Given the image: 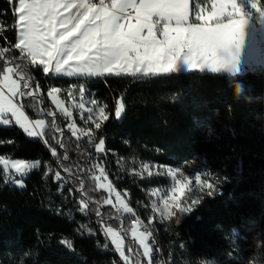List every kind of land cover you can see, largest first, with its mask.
I'll return each instance as SVG.
<instances>
[{
  "label": "trees",
  "instance_id": "obj_1",
  "mask_svg": "<svg viewBox=\"0 0 264 264\" xmlns=\"http://www.w3.org/2000/svg\"><path fill=\"white\" fill-rule=\"evenodd\" d=\"M0 13V24L9 26L0 36V46H10L16 39L11 30L14 17L5 0H0ZM32 74L40 85L46 109H52L47 97L50 87H61L64 98L72 84H86L95 99L108 105L110 118L98 129L95 142L105 139L112 182L118 191L129 195L136 215L156 221L161 252L169 264L224 261L236 250L243 263L264 261V64L242 77L195 71L147 80L130 76L48 77L41 70ZM117 98L125 104L119 119L114 117ZM26 111L33 118L51 121V117ZM57 122L64 129L61 139L66 142L73 170L76 165L87 170V174L80 173L86 188L82 196L102 205L108 194L102 189L93 190L89 178L94 171L88 158L92 145L79 141L76 150V138L58 113ZM77 125L82 127L80 122ZM8 140L14 143L0 145V154L51 162L41 141L26 137L18 127H0V141ZM57 151L63 155L65 150ZM118 158L181 169L186 163L201 161L214 174V183L219 181V192L212 197L204 195L179 223L161 222L150 207L148 194L160 180L128 173L118 167ZM44 170L42 165L33 173L24 189L0 183V264H123L110 245L108 249L97 246L105 239L94 217L78 213V194L65 191L63 197L57 195L53 181L43 178ZM72 184L80 189L78 183ZM91 207L95 209L96 203ZM60 210L62 215L58 214ZM101 211L106 220L109 214L121 216L122 222L112 219L108 221L110 226L130 233L131 224L123 214L111 206H102ZM80 224H86L96 235H88L87 229L78 233ZM62 239L72 241L73 249L62 245ZM126 243L137 247L130 239ZM145 262L146 258H141V264ZM230 264H237L234 257Z\"/></svg>",
  "mask_w": 264,
  "mask_h": 264
},
{
  "label": "snow or ice",
  "instance_id": "obj_2",
  "mask_svg": "<svg viewBox=\"0 0 264 264\" xmlns=\"http://www.w3.org/2000/svg\"><path fill=\"white\" fill-rule=\"evenodd\" d=\"M14 17L11 30L15 33V43L0 46V127H18L28 138L40 140L53 158L52 164L41 160L29 161L0 154V183L24 189L26 179L32 170L43 165L45 180L51 179L56 185L57 195L63 197L65 191L77 190L70 183H78L79 191L86 192L80 173L87 170L71 165L64 139V129L57 122V112L67 121L66 128L76 138L77 149L81 137H86L96 154L106 155L105 139L95 142L94 129L110 118L108 105L97 99H84L88 89L72 84L67 97L76 100L74 90L80 99L70 109L61 98L62 88L52 86L47 91L53 109H46L41 97V88L35 83L33 72L41 70L48 77L104 78L108 76H130L136 80H147L160 76H172L182 72L227 74L231 77L243 76L244 52L248 44L249 32L264 33V0H5ZM2 14V13H0ZM255 21V23H254ZM259 24V28L256 24ZM9 26L0 24V36ZM237 89L240 85L237 84ZM86 104L91 105L86 107ZM34 116L51 117L33 118ZM125 110L122 98H117L114 117L121 118ZM79 112V120L87 127H78L73 118ZM235 135V133H233ZM14 141H0V145ZM63 149L61 155L57 149ZM91 158V152H88ZM69 162V163H65ZM151 166L142 165L151 177ZM166 172L171 184L161 196L162 218L171 219L177 212L190 214L204 195L212 197L219 192L216 183L210 182L212 172L203 165L185 174L181 168L156 166ZM94 170L89 177L93 190L107 192L102 205L96 201L94 209L100 233L105 243L98 247L108 249L109 245L118 253L123 264H153L154 248L149 243L153 236L147 227L141 231L143 222L109 180L106 168L101 163H92ZM98 172L99 174H95ZM62 173L66 175H62ZM225 179H230L225 177ZM195 192L201 195H195ZM152 195H156L155 192ZM91 198L81 196L77 211L87 217L93 208ZM102 206H111L116 213L132 214L131 237L137 247L126 243L127 230L110 226L109 220H121L119 215L109 214L104 219ZM175 209V211H173ZM58 214H63L60 210ZM177 223L180 222L178 217ZM151 223V221H149ZM87 229L80 224L78 233ZM236 230L233 229V232ZM68 249H73L70 240L60 241ZM264 247V246H262ZM137 248L142 249L138 251ZM264 264V261L261 262Z\"/></svg>",
  "mask_w": 264,
  "mask_h": 264
},
{
  "label": "rangeland",
  "instance_id": "obj_3",
  "mask_svg": "<svg viewBox=\"0 0 264 264\" xmlns=\"http://www.w3.org/2000/svg\"><path fill=\"white\" fill-rule=\"evenodd\" d=\"M254 23H255V21H254ZM256 27L259 28L258 23L256 24ZM243 55H244V59L242 62V67L245 69L244 74L248 71V69L251 66H256L258 68L263 66V64H264V33H261L259 31L252 33L250 30L249 37H248V44H247L246 50H245ZM185 73H188V72H185ZM84 86L88 89L86 84H84ZM67 90H68V88H67ZM67 90H66V92H64L65 97L64 98L61 97V98L66 101L67 106L71 109L72 105H74L75 103H77L79 101L80 94H79L78 90H74L76 100H72V99H69L67 97V94H66ZM90 98H94V93L90 92L88 89V92L85 93L84 99L87 101ZM50 103H51V101H50ZM99 103L103 104L101 102H99ZM88 106H91V105L86 104V107H88ZM51 107H52V109L54 108V106L52 104H51ZM73 118L76 119L77 123H79V122L82 123L79 120V112L74 111ZM82 127L86 128L87 126L82 123ZM92 127L94 130H96L94 125H92ZM145 163H147L151 166L149 168V171H152L154 173L153 176L149 177L148 173L143 170L142 165ZM117 164H118L119 168H123L125 171H127L130 174L138 175L141 179H153V178L159 179L160 184L149 188L148 194L150 196V207H151V209H152L153 204L155 203L157 209L163 210V204L160 202V198L166 192L167 188L170 187L171 180L169 177H167L166 172H164L163 175L155 174L157 172L164 171L163 169H159L158 167H156V166H159V164L151 163V162L137 161V160H132V159L131 160H122L120 158H118ZM203 165H205V163H203L201 161H191L189 163H186L185 166L182 168V170L185 172V174H190V172L193 168H199ZM163 166H165V165H163ZM166 167H169V166H166ZM95 174L98 175L99 173L95 172ZM214 180H215V177L213 174L210 182L214 183ZM153 192H155L156 195H152ZM194 194L195 195H201V193H199V192H195ZM173 211H175V209H173ZM154 212L156 213L158 220L161 222H168V221H173V220L176 221L178 217L180 218V221H181L184 217H186L188 215V214L183 215V214H180L177 212L176 216L172 217L171 219H165V218L161 217L160 211H154ZM130 224L132 226V222ZM127 234L129 237H131V230H130V233L127 232ZM239 253H240L239 250H236L235 252L232 251L229 254H227L224 261H219V259H204L201 261L200 264H223V263L224 264H230V261L233 257H234L235 263H237V264H254L253 262H244L243 263L241 260V256H239L241 254H239Z\"/></svg>",
  "mask_w": 264,
  "mask_h": 264
},
{
  "label": "built area",
  "instance_id": "obj_4",
  "mask_svg": "<svg viewBox=\"0 0 264 264\" xmlns=\"http://www.w3.org/2000/svg\"><path fill=\"white\" fill-rule=\"evenodd\" d=\"M79 99H80V96H79ZM67 124V122H66ZM78 126V125H77ZM65 128H66V125H65ZM67 129V128H66ZM97 131L98 129L94 130V135L95 137L97 138ZM75 138V137H74ZM81 142H84V143H89V141L87 140L86 137H81L80 139ZM42 143V142H41ZM43 147L50 153V150H48L46 148V146L42 143ZM89 152H91V158L89 159L90 161V164L92 163H101L103 164V166L106 168V171H107V174H108V177H109V180L112 181L111 179V165H110V162H109V156H108V153L106 155H99V154H96L95 151H94V148L92 146L89 147ZM51 156V154H50ZM53 166V168H56V162H55V159L51 156V162H50ZM39 169H35V170H32L31 173L29 174V176L27 177V179L35 172H38ZM26 179V180H27ZM70 187L76 189V193L78 194L79 198L82 196L81 194V191H79V189L75 188L73 186L72 183H70L69 185ZM118 191V190H117ZM122 195H123V198L126 200V202L129 203V206H131V203H130V200H129V195L125 192H121ZM95 203V201H93ZM91 207V205H90ZM92 208V207H91ZM134 211V210H133ZM79 213V212H78ZM135 213V212H134ZM81 216H84L82 215L81 213H79ZM124 215V217H126L128 219V221L131 223L132 220L135 218L132 214H125V213H121ZM136 214V213H135ZM137 216V215H136ZM85 217V216H84ZM87 217H94L95 220L98 222V219L96 216H95V212H94V209L93 211L87 216ZM142 222H143V225L141 226H138L140 227V230L142 231L144 229V227H147L150 231H152L153 233V236L149 239V243L153 246L154 248V252H153V263L154 264H169V261H167L164 257H163V254L161 252V247L159 245V242H158V238H157V235H156V232H155V227H156V221L154 219H150L148 221H145V220H142L140 219ZM149 221H151V223H149ZM99 225V224H98ZM99 229L100 231L102 232V229L100 228V225H99ZM128 236V234H127ZM104 238V237H103ZM128 239L132 240L131 237L128 236ZM133 241V240H132ZM111 246V245H110ZM112 247V246H111ZM118 254V253H117ZM119 256V255H118Z\"/></svg>",
  "mask_w": 264,
  "mask_h": 264
},
{
  "label": "crops",
  "instance_id": "obj_5",
  "mask_svg": "<svg viewBox=\"0 0 264 264\" xmlns=\"http://www.w3.org/2000/svg\"><path fill=\"white\" fill-rule=\"evenodd\" d=\"M258 67H256V66H251L248 70H253V69H257ZM59 77H61V76H59ZM68 78H75V77H68Z\"/></svg>",
  "mask_w": 264,
  "mask_h": 264
}]
</instances>
